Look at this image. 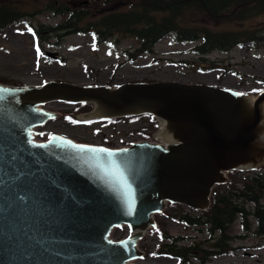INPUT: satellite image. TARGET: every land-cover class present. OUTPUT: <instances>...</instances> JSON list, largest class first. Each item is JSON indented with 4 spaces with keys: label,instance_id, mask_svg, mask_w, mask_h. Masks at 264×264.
Here are the masks:
<instances>
[{
    "label": "water",
    "instance_id": "95a60500",
    "mask_svg": "<svg viewBox=\"0 0 264 264\" xmlns=\"http://www.w3.org/2000/svg\"><path fill=\"white\" fill-rule=\"evenodd\" d=\"M56 100L91 103L75 115L83 121L149 114L159 142L108 148L56 133L51 144L34 140L32 129L58 115L41 106ZM262 164L264 90L252 98L179 81L0 82V264H135L144 256L139 241L167 203L205 211L228 171ZM122 226L130 235L112 239Z\"/></svg>",
    "mask_w": 264,
    "mask_h": 264
},
{
    "label": "rangeland",
    "instance_id": "374dc122",
    "mask_svg": "<svg viewBox=\"0 0 264 264\" xmlns=\"http://www.w3.org/2000/svg\"><path fill=\"white\" fill-rule=\"evenodd\" d=\"M76 4L85 6L87 0H76ZM23 11L27 13L26 17L0 30V77L6 80L22 84H41L47 80H56L78 85H117L127 81L175 80L211 84L252 94L264 87V42L253 46L249 43L239 44L226 52L213 51L202 60L191 52V48L200 43V40L195 43L179 42L175 40L173 34H167L154 44L152 53L142 54L133 62H128L123 51L135 47L130 38L112 36L99 43L91 34L69 33L63 36L58 47H55L53 45L55 39L52 38V33L47 31V27L58 25L61 17L45 10L36 13L25 8ZM253 17L246 19L244 23H256L264 28V13ZM29 24L37 32L39 28L43 29L40 35L42 48L40 56L35 39L29 31ZM46 108L64 115L67 110L73 108V105L52 101ZM149 117L124 118L116 123L97 120L93 123L78 124L66 122L59 117L39 127L38 138L45 140L50 133H60L81 142L110 141V145L119 146L139 134L153 133L156 129ZM135 129L140 130L139 134L132 132ZM262 169L259 167L254 171L242 170V174L264 173ZM237 185L240 187L239 183ZM218 187L223 191L226 186L222 184ZM261 203L264 205V197ZM244 205L248 210L254 207L248 201L244 202ZM181 209L187 210L183 206ZM165 210L157 216L164 221L163 229L168 234L176 237L189 236L192 241L202 242L199 244L200 247L201 245L205 247L204 241L209 240L205 226L187 227L182 222L169 219ZM189 212L192 215L198 214L191 210ZM247 222L250 224V231L242 229L238 218L227 231V234L231 235L229 241L232 245L231 252H217L209 256L204 264H264V239L253 233L252 216L247 217ZM155 228L149 229L139 242V247L141 249L147 247V250L145 257L137 263L178 264L175 257L147 254L154 251L159 243ZM128 233L127 228L116 229L112 237L120 239ZM178 243L187 245L188 241ZM192 262H195L193 258Z\"/></svg>",
    "mask_w": 264,
    "mask_h": 264
},
{
    "label": "trees",
    "instance_id": "16d2710c",
    "mask_svg": "<svg viewBox=\"0 0 264 264\" xmlns=\"http://www.w3.org/2000/svg\"><path fill=\"white\" fill-rule=\"evenodd\" d=\"M25 8L36 13L45 10L61 17L58 25L47 27L55 39V46L64 35L75 32L90 33L99 43L112 36L132 39L135 49L125 53L129 62L143 53H152L154 44L169 33H173L179 42L201 40L191 49L200 58L214 50L226 52L239 44L255 45L264 40L263 27L256 23H244L246 19L264 13V0H87L85 6H78L76 0H0V30L26 17ZM42 30L41 27L36 31L39 42ZM0 82L18 84L3 77H0ZM90 108V104L75 105L72 110L66 111L64 118L77 122L74 114ZM119 120L115 118L107 122ZM151 120L156 126L157 121ZM228 177L225 190L219 187L213 189L207 211L197 215L181 209L166 211L169 219L182 222L187 227L205 226L209 235V240L204 241L205 247H200L202 242L192 241L189 236L168 234L163 229L164 221L157 218L154 230L159 243L154 251L147 254L170 255L178 260V264H204L209 256L217 252L232 251L231 235L227 231L237 218L242 229L250 231L248 216L254 220L253 233L264 239V205L261 203L264 173L242 174L235 171ZM238 183L240 187H237ZM247 201L254 205L252 210L244 205ZM183 240L188 241L187 245H179L178 242Z\"/></svg>",
    "mask_w": 264,
    "mask_h": 264
},
{
    "label": "snow or ice",
    "instance_id": "6c2138e0",
    "mask_svg": "<svg viewBox=\"0 0 264 264\" xmlns=\"http://www.w3.org/2000/svg\"><path fill=\"white\" fill-rule=\"evenodd\" d=\"M29 31H31L30 28H29ZM37 52L39 54V49H37ZM73 123H76V122L73 121ZM52 140H53V137L50 136L49 137V144L52 143ZM29 143H31V141H29ZM67 143L72 144L71 141H68ZM72 146L73 147H78L81 150H87V151L94 152V153H105L108 156H112L113 155V153H111L108 149H105V148H93V147L83 146V145H72ZM130 194H131V190H130ZM131 210H132V204L130 203L129 204V213H131ZM109 243H111V241H109Z\"/></svg>",
    "mask_w": 264,
    "mask_h": 264
},
{
    "label": "bare ground",
    "instance_id": "6f19581e",
    "mask_svg": "<svg viewBox=\"0 0 264 264\" xmlns=\"http://www.w3.org/2000/svg\"><path fill=\"white\" fill-rule=\"evenodd\" d=\"M230 83H232V81L228 80ZM254 96V95H253Z\"/></svg>",
    "mask_w": 264,
    "mask_h": 264
}]
</instances>
